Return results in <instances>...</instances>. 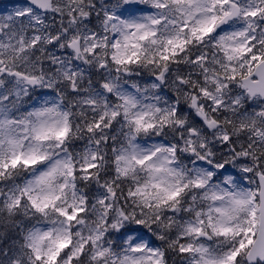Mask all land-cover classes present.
Instances as JSON below:
<instances>
[{
  "label": "snow or ice",
  "instance_id": "1",
  "mask_svg": "<svg viewBox=\"0 0 264 264\" xmlns=\"http://www.w3.org/2000/svg\"><path fill=\"white\" fill-rule=\"evenodd\" d=\"M9 3L0 264H264V0Z\"/></svg>",
  "mask_w": 264,
  "mask_h": 264
},
{
  "label": "clouds",
  "instance_id": "2",
  "mask_svg": "<svg viewBox=\"0 0 264 264\" xmlns=\"http://www.w3.org/2000/svg\"><path fill=\"white\" fill-rule=\"evenodd\" d=\"M147 76H148L147 72H144V74L141 77H136V79L143 81L147 78Z\"/></svg>",
  "mask_w": 264,
  "mask_h": 264
},
{
  "label": "rangeland",
  "instance_id": "3",
  "mask_svg": "<svg viewBox=\"0 0 264 264\" xmlns=\"http://www.w3.org/2000/svg\"><path fill=\"white\" fill-rule=\"evenodd\" d=\"M6 4V3H5ZM9 5V10H11V4H8ZM185 71H187V69L185 68Z\"/></svg>",
  "mask_w": 264,
  "mask_h": 264
},
{
  "label": "trees",
  "instance_id": "4",
  "mask_svg": "<svg viewBox=\"0 0 264 264\" xmlns=\"http://www.w3.org/2000/svg\"><path fill=\"white\" fill-rule=\"evenodd\" d=\"M8 243H11V241H8Z\"/></svg>",
  "mask_w": 264,
  "mask_h": 264
}]
</instances>
